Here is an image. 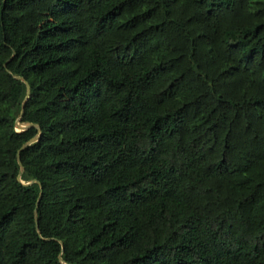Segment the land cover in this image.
I'll use <instances>...</instances> for the list:
<instances>
[{
  "label": "trees",
  "instance_id": "1",
  "mask_svg": "<svg viewBox=\"0 0 264 264\" xmlns=\"http://www.w3.org/2000/svg\"><path fill=\"white\" fill-rule=\"evenodd\" d=\"M0 264H264V0H0Z\"/></svg>",
  "mask_w": 264,
  "mask_h": 264
},
{
  "label": "water",
  "instance_id": "2",
  "mask_svg": "<svg viewBox=\"0 0 264 264\" xmlns=\"http://www.w3.org/2000/svg\"><path fill=\"white\" fill-rule=\"evenodd\" d=\"M20 78H21V77H20ZM26 84H27V96H28V93H29V85H28L27 82H26ZM25 99H26V98H25ZM23 109H24V104H22L21 112H20V114H19V116H18V118H17V120H16V127H17V129H18V130H24V129L28 128L29 126H35V127H37V129L39 130V133H38L37 135L33 136V137H32L31 139H29L27 142H25V143L20 147V149L18 150L17 157H18L19 164L21 165V170H20V173H19V175H18L19 178L21 177V174H22V172L24 171V167L22 166V164H21V160H20V151H21L22 149H24L27 145H29V144L35 142V141L40 137V130H41L40 127H39L37 124H34V123H22V122H21V117H22V115H23ZM31 182H33V181H29V182H27V183H25V184H30ZM36 220H37V219H36Z\"/></svg>",
  "mask_w": 264,
  "mask_h": 264
}]
</instances>
